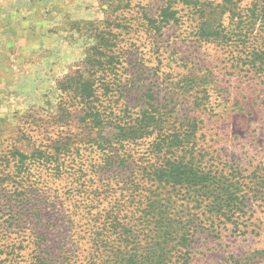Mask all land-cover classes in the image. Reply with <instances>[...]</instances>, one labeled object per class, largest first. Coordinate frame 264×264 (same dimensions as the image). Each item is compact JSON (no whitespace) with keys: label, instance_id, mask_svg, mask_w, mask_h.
Wrapping results in <instances>:
<instances>
[{"label":"trees","instance_id":"obj_1","mask_svg":"<svg viewBox=\"0 0 264 264\" xmlns=\"http://www.w3.org/2000/svg\"><path fill=\"white\" fill-rule=\"evenodd\" d=\"M154 7L131 0L112 3L102 21L88 23L86 37L92 43L83 65L62 83L68 94L55 107L59 129L54 139L30 144L31 149L19 143L8 148L0 155V186L6 182L12 195L30 183L36 168L70 179L71 195L81 187L110 189L114 185L109 181L119 177L116 186L129 190L131 201L120 206L128 205L137 221L133 231H125L135 241L144 233L151 242L146 254L134 255L137 264H160L161 256L188 264L202 241H220L225 232L236 239L256 232L246 204L254 195L240 164L200 141L203 120L187 113L212 108L213 78L165 83L152 78L157 67L141 78L138 63L121 79L120 71L127 73L122 46L132 38L138 42L143 33L158 41L169 27L182 28L190 21L196 40L224 50L230 75L262 85L264 0H162ZM131 12L134 19H127ZM159 53L157 49L153 56L161 62ZM79 128V133L72 132ZM100 180L105 183L92 186ZM39 260L52 264L53 255L41 253Z\"/></svg>","mask_w":264,"mask_h":264},{"label":"rangeland","instance_id":"obj_2","mask_svg":"<svg viewBox=\"0 0 264 264\" xmlns=\"http://www.w3.org/2000/svg\"><path fill=\"white\" fill-rule=\"evenodd\" d=\"M127 1L0 0V155L16 143L31 149L30 144L54 139L59 129L55 107L68 94L62 83L83 65L92 43L86 37L88 23L102 21L110 4ZM131 1L155 8L162 0ZM135 14L127 13V19ZM188 23L163 31L161 42L143 33L138 42L132 38L124 44L122 68L127 73L121 70L119 77L126 78L140 63L141 78L157 67L152 78L165 83L213 78L212 108L187 113L203 120L200 141H207L214 154L240 164L254 195L246 204L256 232L237 239L225 232L220 241H202L188 264H264V84L230 75L224 50L196 40ZM9 31L24 41L10 42ZM157 49L161 62L153 56ZM80 131L72 129L74 134ZM32 172L30 183L12 195L6 182L0 186V264H42L41 253L53 255L52 264H137L134 255L146 254L151 246L147 235L135 241L125 231H133L137 221L129 212V190L116 186L119 177L109 181L114 185L110 189L81 187L71 195L66 176L58 179L46 168ZM123 202L128 205L120 206ZM176 259L161 256L157 261L178 264Z\"/></svg>","mask_w":264,"mask_h":264},{"label":"crops","instance_id":"obj_3","mask_svg":"<svg viewBox=\"0 0 264 264\" xmlns=\"http://www.w3.org/2000/svg\"><path fill=\"white\" fill-rule=\"evenodd\" d=\"M9 4V3H8ZM19 29V28H18ZM6 36L8 37L9 41L12 43H15V41L20 40V41H24V39H22L21 37H16V35H14L12 32H8L6 33ZM15 54H12L11 56L14 57Z\"/></svg>","mask_w":264,"mask_h":264}]
</instances>
